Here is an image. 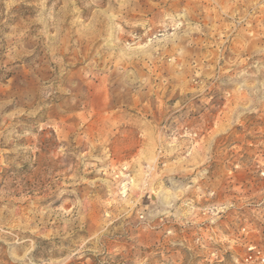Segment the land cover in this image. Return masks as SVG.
Instances as JSON below:
<instances>
[{
	"label": "rangeland",
	"instance_id": "1",
	"mask_svg": "<svg viewBox=\"0 0 264 264\" xmlns=\"http://www.w3.org/2000/svg\"><path fill=\"white\" fill-rule=\"evenodd\" d=\"M0 264H264V0H0Z\"/></svg>",
	"mask_w": 264,
	"mask_h": 264
}]
</instances>
